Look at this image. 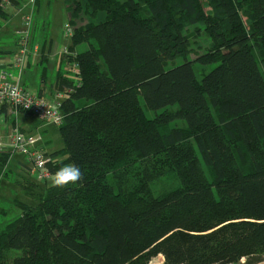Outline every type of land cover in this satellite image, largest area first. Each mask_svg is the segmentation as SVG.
<instances>
[{"label": "trees", "instance_id": "16d2710c", "mask_svg": "<svg viewBox=\"0 0 264 264\" xmlns=\"http://www.w3.org/2000/svg\"><path fill=\"white\" fill-rule=\"evenodd\" d=\"M64 1L68 22L83 13L86 23L68 24L59 55L63 147L48 168L75 164L84 179L40 183L33 203L16 202L20 214L0 225V264L264 257V0ZM22 3L0 0V27L4 6ZM199 32L208 44L191 58ZM170 174L179 185L154 196L150 183Z\"/></svg>", "mask_w": 264, "mask_h": 264}, {"label": "rangeland", "instance_id": "374dc122", "mask_svg": "<svg viewBox=\"0 0 264 264\" xmlns=\"http://www.w3.org/2000/svg\"><path fill=\"white\" fill-rule=\"evenodd\" d=\"M64 2V0H35L34 3L28 4L23 1L20 9H15L9 6V11L11 10L10 12L17 16L15 19V22L17 23L16 25L19 24V28L15 30L17 40V32L23 30V28H21L22 19L26 14H30V33L27 36V39L29 40L28 44L35 42L39 50L43 47V51L49 53L50 51L47 49L49 45L47 38L49 37H51L54 42L58 43L57 50H60L62 46L67 45L69 43L70 35L67 33L65 25L70 24L72 28L74 26H81L86 23V16L83 13H80L77 17L68 22V14ZM194 38L195 43L192 45L193 50L190 54L191 58H195V54L203 53L204 48L208 44L202 32H199L198 36ZM198 45H200V47H198ZM86 48L87 44L82 43L76 47V51H83ZM257 54L260 57L259 53ZM32 55L37 56L38 58L41 56L40 53L33 52ZM177 62H179V60H177ZM47 64L48 62L44 61L43 66ZM43 66L37 64L30 66L28 72H26L29 76L28 82L31 81L33 85H35L36 82L41 83L39 79ZM65 67H69V71L71 72L70 64ZM201 69V66L197 64L196 71L198 76L202 73ZM45 75V78L47 79V81L45 80L47 83L46 87L48 88L49 82L55 81V72L46 69ZM32 87L36 89L38 86ZM20 113L16 115V119H20V125L30 129L33 135L41 136L42 140H44V144L42 143L44 150L51 153L63 147V141L58 132V126L49 122L39 121L35 117L26 113ZM146 113L148 116L154 115L151 111H146ZM184 124L185 122L183 120H177L171 123L173 126H182ZM3 152L0 153L4 154ZM18 156L19 155L9 154L6 163L0 165V225H2V222L10 220L20 214L21 210L16 205L17 201L29 204L33 203V195H36L43 190V187L40 186L41 184L31 177L24 163L18 159ZM61 159H63V157L59 156V160ZM204 172L209 179L210 175L208 169L204 168ZM178 185L179 180L176 175L170 174L151 182L150 188L154 196H159L174 189ZM162 262L163 257L158 255L153 258L149 264H162ZM235 264H264V257L257 260V262L253 260H241Z\"/></svg>", "mask_w": 264, "mask_h": 264}, {"label": "built area", "instance_id": "2783aa9c", "mask_svg": "<svg viewBox=\"0 0 264 264\" xmlns=\"http://www.w3.org/2000/svg\"><path fill=\"white\" fill-rule=\"evenodd\" d=\"M23 1L28 4L34 3L35 0ZM8 7V4L4 6L6 13H9ZM30 21V14H26L22 19L21 28L23 30L17 32V48L10 55L7 67L0 68V107L8 106L10 117H15L18 113L23 112L39 121L59 126L63 119L60 109L63 92L56 91L53 97H48L21 83V76L26 67L28 56L32 52L40 53L36 44H28L27 36L30 33ZM65 27L70 35L72 28L68 24ZM60 53H68L67 46ZM55 56L56 54L53 53L50 59L53 60ZM70 68L72 73L78 74L79 71L75 64L71 65ZM3 151H9L11 155L21 156L29 168V174L35 181L41 184L50 183L53 174L49 171L48 164L52 162V158L43 149L40 135L28 133L9 121L4 125L3 133L0 135V152Z\"/></svg>", "mask_w": 264, "mask_h": 264}, {"label": "crops", "instance_id": "0c3cea01", "mask_svg": "<svg viewBox=\"0 0 264 264\" xmlns=\"http://www.w3.org/2000/svg\"><path fill=\"white\" fill-rule=\"evenodd\" d=\"M10 11H9V16H7V18L2 21L1 27H0V68L7 67L10 55L17 48V36L15 33V30L17 28H19V24L16 25L17 23L15 22V19L17 18V16L14 13H11ZM47 40H48V44H49L47 49H49L50 53L48 55V64L45 66H46V69H50L53 72H55V77H56V68L59 65L58 60H59L60 52L68 44L62 46L61 47L62 49L60 48V50H57V48H58L57 44L58 43L54 42V40L51 37L47 38ZM33 44H36V43L33 42ZM41 44H42V42H41ZM45 53H47V51H45ZM53 53H55L56 56L52 60V59H50V56ZM40 58H38L37 56H34L32 54L30 55V57L28 58V60L26 62V67L24 69V72L21 76V83L24 86L31 87L32 89H35L32 86H38L35 90L40 91L41 94L47 95L48 97H53L54 94L56 93V91H59L55 88V81L54 82L50 81L48 84V86H49L48 88L46 87L47 83L45 82V80L47 81V79L45 78L44 81H42L41 76L39 79L41 83L36 82V84L33 85V83L31 81L28 82L29 76H28V74H26V72H28V69L30 68V66H32L34 64L41 65V66L44 65V62H42ZM42 69H43V67H42ZM64 69H66V67H64ZM41 74H42V72H41ZM9 121L18 125L24 131L32 134L30 129L20 125V123H19L21 121L20 119H16V116H15V118L14 117L12 118L9 116V108H8L7 113L0 111V135L3 133L4 125L9 123ZM42 143L44 144V140H42ZM18 159L22 160V157L18 156Z\"/></svg>", "mask_w": 264, "mask_h": 264}, {"label": "clouds", "instance_id": "9594fccd", "mask_svg": "<svg viewBox=\"0 0 264 264\" xmlns=\"http://www.w3.org/2000/svg\"><path fill=\"white\" fill-rule=\"evenodd\" d=\"M83 179L84 174L77 165L67 164L60 167L51 176L50 184L52 187L63 189L69 184H76L77 182H81Z\"/></svg>", "mask_w": 264, "mask_h": 264}]
</instances>
